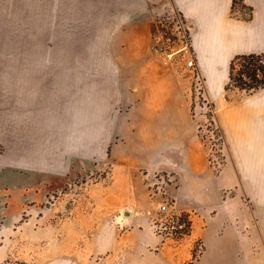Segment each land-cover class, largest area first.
I'll return each instance as SVG.
<instances>
[{"label": "rangeland", "instance_id": "374dc122", "mask_svg": "<svg viewBox=\"0 0 264 264\" xmlns=\"http://www.w3.org/2000/svg\"><path fill=\"white\" fill-rule=\"evenodd\" d=\"M136 3L0 0V264H264V87Z\"/></svg>", "mask_w": 264, "mask_h": 264}, {"label": "crops", "instance_id": "0c3cea01", "mask_svg": "<svg viewBox=\"0 0 264 264\" xmlns=\"http://www.w3.org/2000/svg\"><path fill=\"white\" fill-rule=\"evenodd\" d=\"M138 10L141 0H135ZM148 2L146 12L139 13V20H153L156 15L167 11L178 12L184 20H193L202 27L196 34L195 48L200 65L208 72H213V64L226 70L230 59L244 50L253 36L252 28L246 30L240 25L226 26L230 18L229 11L234 0H143ZM263 2V0H258ZM144 8V6H143ZM237 20V19H235ZM264 36V20H260ZM258 32L255 33V36ZM264 51V48H263ZM224 72V71H223Z\"/></svg>", "mask_w": 264, "mask_h": 264}, {"label": "trees", "instance_id": "16d2710c", "mask_svg": "<svg viewBox=\"0 0 264 264\" xmlns=\"http://www.w3.org/2000/svg\"><path fill=\"white\" fill-rule=\"evenodd\" d=\"M228 78V87L234 86L247 92L263 88L264 51L235 54L229 61Z\"/></svg>", "mask_w": 264, "mask_h": 264}, {"label": "built area", "instance_id": "2783aa9c", "mask_svg": "<svg viewBox=\"0 0 264 264\" xmlns=\"http://www.w3.org/2000/svg\"><path fill=\"white\" fill-rule=\"evenodd\" d=\"M168 207V204L166 202H164L162 205H161V209L163 210H166Z\"/></svg>", "mask_w": 264, "mask_h": 264}]
</instances>
